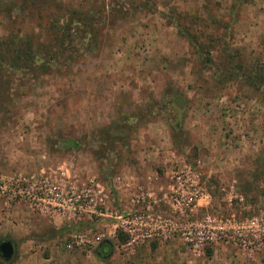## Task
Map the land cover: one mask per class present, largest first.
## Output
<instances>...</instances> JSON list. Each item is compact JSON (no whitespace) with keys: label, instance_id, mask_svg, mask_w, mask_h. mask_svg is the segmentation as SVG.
Instances as JSON below:
<instances>
[{"label":"rangeland","instance_id":"obj_1","mask_svg":"<svg viewBox=\"0 0 264 264\" xmlns=\"http://www.w3.org/2000/svg\"><path fill=\"white\" fill-rule=\"evenodd\" d=\"M179 160L201 162L213 211L232 181L264 204V0H0V172L129 179ZM50 220L0 201V242L47 259L67 234ZM215 248L181 264L256 257Z\"/></svg>","mask_w":264,"mask_h":264},{"label":"built area","instance_id":"obj_2","mask_svg":"<svg viewBox=\"0 0 264 264\" xmlns=\"http://www.w3.org/2000/svg\"><path fill=\"white\" fill-rule=\"evenodd\" d=\"M201 168L199 160L173 161L162 174H146L140 181L121 173L77 178L65 167L0 172V201L5 207L21 204L51 220L103 222L100 229L71 233L63 243L67 252L91 251L113 241L121 255L131 257L144 245L179 241L197 258L221 245L246 259L264 256V204L245 203L232 181L217 189L227 212L213 211V188L203 181ZM116 199L118 207L112 205Z\"/></svg>","mask_w":264,"mask_h":264},{"label":"crops","instance_id":"obj_3","mask_svg":"<svg viewBox=\"0 0 264 264\" xmlns=\"http://www.w3.org/2000/svg\"><path fill=\"white\" fill-rule=\"evenodd\" d=\"M160 158V159H159ZM157 158V162L164 165L166 159L163 157ZM144 170H148L145 168ZM149 173V170L142 175V176H132L135 181H140L146 174ZM100 176V175H99ZM104 178V176H100ZM18 205V204H17ZM115 207H118L119 202L116 199L112 204ZM18 219H22V215ZM50 227L52 228L55 234H63L67 233L64 238L61 240H54L55 243L49 244L47 247L48 251V258L39 260L37 257L38 254V245L32 240H26L25 238H20L17 244L14 246V259H12L11 263L9 264H165L162 261H159L158 257H169L170 254L171 258L175 254L177 257L176 264L182 263V255L184 253V246L179 241H174L171 244H168L162 248L157 247L155 243H150L144 245L136 250V253L133 257L128 258V261H124L121 257L118 259L109 260L107 254L109 247V253H115V243L113 241L103 242L98 245L95 249L91 251H82V252H67L63 249V244L68 236L76 231H82L88 228L100 229L103 226V222L99 220H90L86 217L82 218L78 222H66L62 221L59 218H54L48 221ZM64 235V234H63ZM56 237V236H55ZM109 246V247H108ZM113 249H112V248ZM213 252L217 251L220 248H212ZM62 251V252H61ZM151 253L156 257V261L149 262L146 257L151 255ZM216 253V252H215ZM111 255V254H110ZM115 256L112 254L110 258H114ZM165 257V258H166ZM222 258L227 257L226 254H221ZM127 260V259H126ZM167 262V261H166ZM207 264V263H206ZM246 264V263H245ZM249 264H264V256L257 255L252 263Z\"/></svg>","mask_w":264,"mask_h":264},{"label":"water","instance_id":"obj_4","mask_svg":"<svg viewBox=\"0 0 264 264\" xmlns=\"http://www.w3.org/2000/svg\"><path fill=\"white\" fill-rule=\"evenodd\" d=\"M14 255V247L10 241L0 242V260L8 262Z\"/></svg>","mask_w":264,"mask_h":264},{"label":"trees","instance_id":"obj_5","mask_svg":"<svg viewBox=\"0 0 264 264\" xmlns=\"http://www.w3.org/2000/svg\"><path fill=\"white\" fill-rule=\"evenodd\" d=\"M108 247H109V246H108ZM110 250H111V249H110V247H109V250H108V252H107V254H106L105 256H107V255L109 254Z\"/></svg>","mask_w":264,"mask_h":264}]
</instances>
